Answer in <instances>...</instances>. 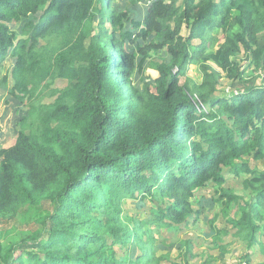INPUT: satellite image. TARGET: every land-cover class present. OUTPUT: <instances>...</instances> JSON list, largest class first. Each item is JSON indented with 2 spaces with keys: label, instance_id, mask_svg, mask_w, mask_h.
<instances>
[{
  "label": "trees",
  "instance_id": "obj_1",
  "mask_svg": "<svg viewBox=\"0 0 264 264\" xmlns=\"http://www.w3.org/2000/svg\"><path fill=\"white\" fill-rule=\"evenodd\" d=\"M177 1H153L136 20L113 0H0V71L12 57L10 94L29 104L14 143L0 147V219L28 208L39 224L7 244L0 230V264H163L169 255L159 254L151 225L175 230L214 209L193 205L208 184L221 189L213 200L231 226L223 231L264 249V167L249 161L264 166V0ZM38 12L24 37L9 27ZM125 21L137 37L159 39L139 49V60L117 38ZM242 52L263 81L217 93L223 78L246 80ZM147 63L158 76L139 88L134 75ZM191 64L201 83L187 76ZM55 79L67 85L42 101ZM228 169L245 175L249 199L225 186ZM138 198L166 205L143 219L124 208Z\"/></svg>",
  "mask_w": 264,
  "mask_h": 264
},
{
  "label": "rangeland",
  "instance_id": "obj_2",
  "mask_svg": "<svg viewBox=\"0 0 264 264\" xmlns=\"http://www.w3.org/2000/svg\"><path fill=\"white\" fill-rule=\"evenodd\" d=\"M152 0H146V1H139L137 3H131L129 0H113L112 4L117 10H123L127 9L129 16L136 20H143L146 16L147 12L149 11V8L152 4ZM182 4L181 0L177 1V5ZM41 12H38L37 14H31L25 19H22L17 22H12L9 24V27L17 33L18 36L24 37V28H26V24L29 22L37 23L39 20ZM233 14H237V11H233ZM100 19V16L97 15L95 19V25H97L98 21ZM108 26H110L108 24ZM125 32H132L133 38H135V41H130L127 37L124 36ZM140 29H136L132 27L131 22L125 21V26L123 31L118 33L117 38L122 41L124 44V47L129 51L136 55L137 60L141 58V54H139V49L143 48L146 44H148L150 41H156L157 38H153V35L155 33H152L147 38L137 37L136 35L139 34ZM213 35L221 36V32L219 30L213 31ZM261 35H264L261 34ZM221 38V41L217 43L215 46L211 47L210 50H217L219 46L222 44L224 39ZM159 41V39L157 40ZM44 42V41H42ZM54 44L61 42L60 37H56L53 39ZM45 43V42H44ZM156 56H161L162 58H165L169 60V55L165 51H159L156 53ZM10 58V59H8ZM114 58H117L114 56ZM151 58V57H150ZM148 59V61L150 60ZM239 63L242 65V69L245 72V81H233L230 82L227 78L221 79L219 85H218V91L217 93L223 95V94H231L235 90H239L241 88L250 86V85H258L261 84L263 81V72L256 70L253 66H250V62L248 59L245 58V55L242 53L238 56ZM118 62L114 63L113 65V72H117L118 69ZM14 64V59L10 56L7 57L5 62L3 63V67L0 71V79H2L5 75L7 76L8 80L6 84L0 85V102H1V114H0V147H8L12 145L18 135V132L20 130V121L23 117H26L29 115V104L26 102L27 100L21 102L19 100H16L11 94V87L14 84L13 77H12V67ZM263 73V74H262ZM158 76V72L151 68L149 64L147 63L145 65V68L143 69V72L137 71L134 75V83L139 88L142 87L144 82H152L156 77ZM187 76L194 79L197 83H201L202 81V73L199 70L198 66L196 64H191L189 66V69L187 71ZM185 76L181 77V83H184ZM67 85V80L62 79H55L52 83H50L49 87H46L43 89V98L42 101H51L55 96H57L56 93L49 94L52 89L60 90L61 88L65 87ZM250 164L253 166L259 165V167H264L262 164V161H257L255 163V160L250 157L249 158ZM228 181L225 183V186L227 188L232 187L234 193H237L241 195L242 193L245 194L244 198L249 199L250 198V191L246 190L242 182L245 179V175H241L240 177H236L231 173V171L228 169L226 172ZM216 192L220 193L221 189L217 186H211L203 189V194L205 195L203 198L212 197ZM217 193V194H218ZM213 198V197H212ZM195 200V199H194ZM204 202H207V199H203ZM201 201V200H200ZM199 201V203H200ZM214 201V200H213ZM166 201L162 199H152V198H146V199H127L124 201V208L130 215H136L143 219H150L156 217V212L154 211L158 206L165 207ZM203 204H200L199 206H202ZM214 209L216 208V216L217 218L215 220H210L209 223H206V227L215 228L220 226V228L229 229L231 226L228 224L227 219L224 221V209L223 205L219 206L216 205L214 201ZM50 209L52 205L45 204L43 206ZM210 209V208H209ZM229 212V215H236L238 211V206L234 203L230 206V208L227 210ZM203 220V219H201ZM213 223V224H212ZM39 226L38 223L35 222V210L29 211L28 208H24L16 217H12L9 219H0V230L3 233V243L7 244L8 242H14L19 240L21 237L25 236V234L29 233L30 230H32L34 227ZM152 230L157 232L160 231L158 226V223L151 225ZM235 230V229H234ZM230 231L229 233L232 235L234 239H236L238 242H241L240 244L244 245V251L242 252L241 249L237 251L238 254V260L237 264H242L246 262V258L250 255L249 252L253 255L252 263L250 264H264V249L259 251L258 247L256 246L253 249H250L248 247L246 240H244L241 236H237L235 233L236 230ZM175 235L173 236L176 238ZM172 237V238H173ZM258 241L264 245V230L262 233L257 234ZM232 240L231 237L226 239V241ZM260 245V244H259ZM33 245H31L32 247ZM235 246V244H234ZM254 252V253H253ZM255 252H258L257 255ZM24 255V254H23ZM250 258V256H249ZM234 260L235 258H231Z\"/></svg>",
  "mask_w": 264,
  "mask_h": 264
},
{
  "label": "crops",
  "instance_id": "obj_3",
  "mask_svg": "<svg viewBox=\"0 0 264 264\" xmlns=\"http://www.w3.org/2000/svg\"><path fill=\"white\" fill-rule=\"evenodd\" d=\"M211 186L213 185L208 184L205 188ZM203 189L201 194H203ZM204 196L203 194L195 198L193 202L195 209H199L200 204L214 203L213 198H217L218 194L216 192L212 196L213 198H203ZM203 199L208 201L204 202ZM199 211L196 220H194L196 216H193L187 224L180 226L178 229L165 231L159 228L160 231L155 232V235L159 238V254L167 253L169 255V259L163 264H237V251L241 249L243 252L244 245L234 239L229 232H224V226L223 228H220V226L215 228L205 226L210 220L217 218L216 208H202ZM224 221H226L225 217ZM175 235L178 236L174 238ZM229 236L232 240L226 241ZM256 246H259V244L250 249ZM258 249L261 252V247H258ZM257 253L255 252L256 255ZM249 254L250 258L249 256L246 258L247 264L252 263L254 258L251 252ZM231 258L235 259L232 260Z\"/></svg>",
  "mask_w": 264,
  "mask_h": 264
},
{
  "label": "clouds",
  "instance_id": "obj_4",
  "mask_svg": "<svg viewBox=\"0 0 264 264\" xmlns=\"http://www.w3.org/2000/svg\"><path fill=\"white\" fill-rule=\"evenodd\" d=\"M152 1H156V0H152ZM245 264H247L246 262H244Z\"/></svg>",
  "mask_w": 264,
  "mask_h": 264
},
{
  "label": "built area",
  "instance_id": "obj_5",
  "mask_svg": "<svg viewBox=\"0 0 264 264\" xmlns=\"http://www.w3.org/2000/svg\"><path fill=\"white\" fill-rule=\"evenodd\" d=\"M242 264H245V263H242Z\"/></svg>",
  "mask_w": 264,
  "mask_h": 264
}]
</instances>
